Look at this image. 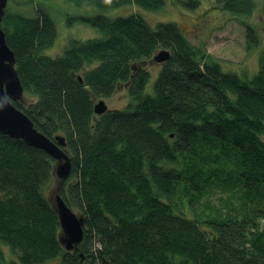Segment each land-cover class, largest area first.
Returning a JSON list of instances; mask_svg holds the SVG:
<instances>
[{
	"label": "trees",
	"instance_id": "obj_1",
	"mask_svg": "<svg viewBox=\"0 0 264 264\" xmlns=\"http://www.w3.org/2000/svg\"><path fill=\"white\" fill-rule=\"evenodd\" d=\"M36 1L33 14L6 7L2 19L27 94L15 105L45 135L65 136L72 166L60 193L86 222L79 245L66 250L45 190L55 158L0 131V264H264V48L246 77L177 22L103 11L131 2L158 9L165 0H71L97 8L74 18L101 35L72 39L52 57L43 50L55 42L56 20ZM263 2L214 7L249 15ZM241 20L247 47L257 46L256 27ZM162 48L172 55L152 77ZM121 84L127 108L97 114L95 97Z\"/></svg>",
	"mask_w": 264,
	"mask_h": 264
},
{
	"label": "rangeland",
	"instance_id": "obj_2",
	"mask_svg": "<svg viewBox=\"0 0 264 264\" xmlns=\"http://www.w3.org/2000/svg\"><path fill=\"white\" fill-rule=\"evenodd\" d=\"M54 16L57 24V36L53 45L44 51L47 55L63 53V49L72 39L85 40L100 36L101 31L89 23L83 22L75 15H92L98 13L95 6L89 3L76 4L71 0H42ZM165 4L158 9H148L135 3L122 4L118 7L104 9L111 16L127 15L133 11L139 12L152 25L158 22L174 21L183 29L188 39L197 45L206 46L222 63L224 69L236 71L242 76L250 77L258 68L260 50L264 48V2L249 15L233 14L226 9L214 7L215 0H202L198 7L190 8L175 3L174 0H165ZM36 0H9L7 7L27 14L34 13ZM241 19L252 23L260 34L257 46L247 47L246 27ZM149 69L152 77L157 75L160 63L150 62ZM150 77L146 91L153 89V78ZM27 96V94H25ZM104 98L109 108H127L130 94L124 84H121L114 93L108 97H95V101ZM55 184V183H54ZM52 183L46 187L49 193ZM215 201V199H214ZM75 211L79 212L77 209ZM190 214V213H189ZM7 259L17 261V257L9 247L1 244ZM58 259H52L47 264H58Z\"/></svg>",
	"mask_w": 264,
	"mask_h": 264
},
{
	"label": "water",
	"instance_id": "obj_3",
	"mask_svg": "<svg viewBox=\"0 0 264 264\" xmlns=\"http://www.w3.org/2000/svg\"><path fill=\"white\" fill-rule=\"evenodd\" d=\"M8 0H0V131L15 138H22L27 144L39 147L55 158L53 177L55 184L48 193L53 209L57 213L60 223V239L66 250L76 248L84 235L86 218L83 212L75 211L62 197L61 185L71 172V158L65 150L66 138L62 134L53 137L45 135L17 105L16 101H24L25 88L15 66L16 58L13 49L9 46L2 19L5 14ZM171 57V51L160 49L153 56L156 62H164ZM104 98L94 104L97 114L109 110Z\"/></svg>",
	"mask_w": 264,
	"mask_h": 264
},
{
	"label": "bare ground",
	"instance_id": "obj_4",
	"mask_svg": "<svg viewBox=\"0 0 264 264\" xmlns=\"http://www.w3.org/2000/svg\"><path fill=\"white\" fill-rule=\"evenodd\" d=\"M171 55H172V52H171Z\"/></svg>",
	"mask_w": 264,
	"mask_h": 264
}]
</instances>
